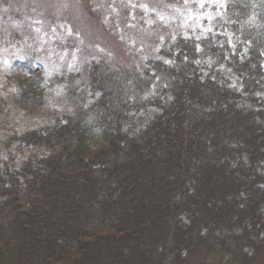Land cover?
I'll return each instance as SVG.
<instances>
[{
    "label": "trees",
    "instance_id": "16d2710c",
    "mask_svg": "<svg viewBox=\"0 0 264 264\" xmlns=\"http://www.w3.org/2000/svg\"><path fill=\"white\" fill-rule=\"evenodd\" d=\"M220 2L147 58V102L117 110L92 60L70 111L7 77L0 264H264V0Z\"/></svg>",
    "mask_w": 264,
    "mask_h": 264
},
{
    "label": "rangeland",
    "instance_id": "374dc122",
    "mask_svg": "<svg viewBox=\"0 0 264 264\" xmlns=\"http://www.w3.org/2000/svg\"><path fill=\"white\" fill-rule=\"evenodd\" d=\"M220 6V0H0V90L17 69L39 74L54 106L70 111L73 102L81 106L69 99L78 93L71 85L92 60L106 69L107 85L119 88L117 110L147 102L153 93L140 84L147 58L165 60L163 44L209 27ZM14 118L22 129L24 120Z\"/></svg>",
    "mask_w": 264,
    "mask_h": 264
}]
</instances>
